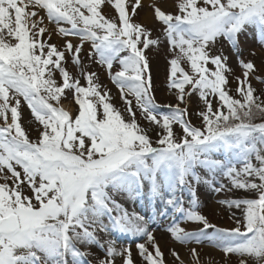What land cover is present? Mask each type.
Returning a JSON list of instances; mask_svg holds the SVG:
<instances>
[{
    "label": "snow or ice",
    "instance_id": "6c2138e0",
    "mask_svg": "<svg viewBox=\"0 0 264 264\" xmlns=\"http://www.w3.org/2000/svg\"><path fill=\"white\" fill-rule=\"evenodd\" d=\"M85 44L122 108L84 71ZM161 52L174 103L153 91ZM254 81L264 85V0H0V264H185L176 248L169 261L157 230L218 248L225 264H264V88ZM202 186L224 197L234 227L200 211Z\"/></svg>",
    "mask_w": 264,
    "mask_h": 264
},
{
    "label": "rangeland",
    "instance_id": "374dc122",
    "mask_svg": "<svg viewBox=\"0 0 264 264\" xmlns=\"http://www.w3.org/2000/svg\"><path fill=\"white\" fill-rule=\"evenodd\" d=\"M147 2V0H146ZM114 13L108 12V15H113ZM147 13L142 12L140 16L138 17L139 20L143 21L146 18ZM159 29H157V32ZM73 40V43H77L76 38H71ZM163 39V37H161ZM64 42V38L59 36L58 34H53L52 40L50 43H54L61 47V50H63L62 45ZM90 50V45L85 44L84 46V51L81 54V58L85 63V68L84 71H96L100 74L101 80L112 90V95L114 97H117V99L114 101L116 106L118 108H122L123 105L118 99V90L115 88L113 84L110 82V78L107 77L105 70L98 65L92 63L90 60L87 58V52ZM152 77H153V91L154 94L157 98V100L161 103H174L175 102V97L172 95V92L168 88V80H167V74H166V58L165 54L161 52L159 55L156 53L152 54ZM250 57L245 55V59H248ZM257 64L260 63V57L258 56L256 58ZM237 63V57L234 55L231 56L230 58V64L233 68H235V74L239 75L240 74V69L236 67ZM68 71L75 77H79L81 69L77 67L76 65L72 64L71 62L68 63L67 65ZM115 71V68H114ZM57 79L59 80V74L57 73ZM81 83L84 84L85 81L82 79ZM233 89L236 87V82L233 79L231 81L230 85ZM254 86L257 89L264 88V85L260 84L259 81H254ZM64 106L67 105L65 108L66 110H71L72 112H75L76 109L78 108V105H76L72 99V96L69 95L67 100L63 101ZM183 107V106H182ZM191 107L193 109L196 108V103L193 101ZM24 125L26 127V130L29 132L30 137L32 139L36 138L37 135V129L39 128L38 123L34 122L33 118L31 117L30 110L27 109V107H24ZM193 122L196 124H199V120L196 119L195 117L192 118ZM2 182V181H0ZM198 195H200V204L201 208L200 211L207 215L211 222L216 224L218 227L222 228H232L235 226L234 219L231 218L229 212L221 205L217 204V200L224 198L223 196H217L215 193L211 192L209 189L205 187H201L198 189ZM136 205L137 204H132L131 202H128L126 204L127 207H130L132 209L136 210ZM138 211V210H136ZM149 214V213H147ZM236 215L239 216V212H236ZM170 222V221H169ZM166 226V225H165ZM182 226H186L183 225ZM191 230V229H189ZM156 236L160 240L163 250L165 252L166 257L169 259V261L172 260V257L169 255V249L170 248H176L177 251H179L182 255V257L185 260V264H190L191 257L189 255L188 249L190 247H195L197 248V251L200 253V259H201V264H225V260L223 257V253L220 252L218 248H213L210 245H196L192 244L189 246H182L179 245L178 243L174 242L173 240H170L168 237V234L166 232L157 230L156 231ZM139 242V241H138ZM126 243L131 245L133 255L136 256L137 253V248L136 245L132 242L131 238H126ZM139 261V257H136ZM119 264V262H118ZM233 264H235V260H233Z\"/></svg>",
    "mask_w": 264,
    "mask_h": 264
},
{
    "label": "bare ground",
    "instance_id": "6f19581e",
    "mask_svg": "<svg viewBox=\"0 0 264 264\" xmlns=\"http://www.w3.org/2000/svg\"><path fill=\"white\" fill-rule=\"evenodd\" d=\"M66 106L67 105H65V107ZM128 208H129V210H133L130 207H128ZM136 210H138V212H140L141 214L149 213V215H150L151 211H152V206L147 204V202H145L144 204L137 203ZM137 261H138V259H137ZM138 264H139V261H138Z\"/></svg>",
    "mask_w": 264,
    "mask_h": 264
}]
</instances>
